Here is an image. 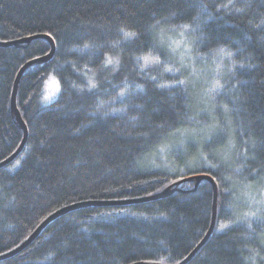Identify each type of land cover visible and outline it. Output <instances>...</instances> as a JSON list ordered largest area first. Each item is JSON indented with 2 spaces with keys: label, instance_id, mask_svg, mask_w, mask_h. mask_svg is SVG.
Wrapping results in <instances>:
<instances>
[{
  "label": "trees",
  "instance_id": "1",
  "mask_svg": "<svg viewBox=\"0 0 264 264\" xmlns=\"http://www.w3.org/2000/svg\"><path fill=\"white\" fill-rule=\"evenodd\" d=\"M195 21L200 35L193 40L205 42L199 51L211 68L207 74L194 68L189 77L170 75L175 63L157 56L162 67L142 66L151 31L190 29ZM44 35L55 45L53 56L29 66L17 85L24 145L0 166V254L54 211L138 199L137 186L145 180V193H159L186 170L206 173L218 186L215 229L186 264H264V0H0V164L23 141L10 98L22 65L50 51ZM215 68L221 73L208 75ZM38 71L46 75L33 78ZM49 74L61 90L41 105L44 83L37 81ZM66 87L83 93L64 92ZM106 98L120 110H106ZM94 106L103 110V121L86 114ZM200 106L213 115L210 122H183ZM193 129L211 144L183 145L184 133ZM231 130L229 145L224 137ZM179 134L181 143L157 158L161 145L169 148ZM195 183L184 181L187 191L156 200L61 212L23 253L0 264H172L171 252L178 262L211 221V183L201 180L193 190ZM117 211L123 212L109 216ZM128 213L145 214L153 223L129 221ZM237 219L242 229L234 228ZM221 225L226 227L219 230Z\"/></svg>",
  "mask_w": 264,
  "mask_h": 264
},
{
  "label": "bare ground",
  "instance_id": "2",
  "mask_svg": "<svg viewBox=\"0 0 264 264\" xmlns=\"http://www.w3.org/2000/svg\"><path fill=\"white\" fill-rule=\"evenodd\" d=\"M195 19H198V18H195ZM194 19V20H195ZM200 24H199V21H195L193 22L192 25H189L190 29H184L182 27H176V26H169L168 28L167 27H157L155 30L151 31L150 34L152 35V42H151V45L149 47H147L146 50L147 51V55H154V56H157L159 58H161L162 60H167L168 63L173 62V60H170L169 61V58H170V52H171V46H173V43L171 42L170 38H169V41L167 40V36L169 34H173L172 36L174 38H178V36L180 34H182L184 32L187 33L189 36L188 37H185L184 36V40L183 42L180 43L181 47L182 46H186L188 47V49H191V53L188 54L186 56V58H182L180 60V62H177L176 64V68L173 69L172 71H170V75H185L187 77H189L188 75H195L194 72L192 71L194 68H197L199 70H201L203 73L207 74L208 71L211 69L207 63H206V56L202 53H200L199 50H201L204 46H205V42L203 39L202 40V43L200 44V41H197V40H193V36L196 34L197 35H200V28H199ZM192 35V36H191ZM49 41H50V37L47 36V35H44ZM27 42V41H25ZM196 42V43H195ZM3 44V42L0 41V45ZM51 52V49L50 51L39 57V58H42L40 59L39 61H41L42 63H46L51 57H48L46 59H43V57H46L50 54ZM261 55L264 56V51L261 52ZM38 59V58H36ZM32 60H28L25 64L22 65V67L19 69L18 73L20 72V70L28 63V64L24 69L23 71L21 72V74L31 65H33L32 63ZM167 64V63H166ZM72 65V64H71ZM71 70V66L67 68V70L65 71L64 74H66L67 72H69ZM169 72V71H168ZM17 73V75H18ZM221 72L215 68V70L213 72H210V74L208 75H219ZM20 74V75H21ZM63 74V75H64ZM16 75V76H17ZM36 75H46V74H40V71L36 72L35 75H31L33 76V78H35ZM50 75H53V74H49ZM48 76V77H49ZM56 78L57 76L54 75ZM47 77V78H48ZM43 76H41L40 79H38L37 83L38 85L41 84L42 86V83H45V79L43 81ZM16 79V77H15ZM58 80V79H57ZM15 82V81H14ZM44 88V84L42 86V89ZM61 90V88H60ZM67 91H70L71 93H74L77 95V96H80V94L83 93L82 89H75V88H71V87H66V89L64 90V92H67ZM210 93L208 94L209 97H214V91L213 90H209ZM60 92V91H59ZM41 97L39 98V103L41 105H47V104H50L52 103L54 100H56V97L53 101L45 104V101L43 100L42 96L44 94V92L42 91L41 92ZM59 95V94H58ZM230 95H233V93H230ZM195 96L197 97V94H195ZM11 97H12V93H11ZM11 99V98H10ZM105 107L106 110L108 111H113V109L115 108L116 110H120V107L114 102V99L113 98H106L105 101H103V104H101ZM12 108V107H11ZM13 110V109H12ZM14 111V110H13ZM103 110L101 109V112ZM100 112V110L97 108V107H93L91 108L86 114L87 115H91L93 117V120H95V123L96 122H101L103 121L104 119V115ZM15 117H16V112L14 111L13 112ZM18 113L20 115V118L21 120L23 121L22 117H21V114L18 110ZM194 116L192 117L191 115V112H189L188 114L185 115V117L183 118V122H189V123H199V124H205L207 122H210L212 120V114L208 111L207 108H204L202 106L200 107H197L196 110L194 111ZM16 120L18 121L17 117H16ZM24 122V121H23ZM19 123V122H18ZM20 124V123H19ZM22 127V126H21ZM235 132V130H234ZM234 132L231 130L230 133H228L226 135V140L227 142L229 143V145H231L234 141ZM179 137V138H178ZM182 138V136L180 137V134L179 136H177V138L175 139V142H173L169 148H165V145L162 144L161 146V149L160 151L158 152L159 154L161 153V155H158L157 158H164L166 157V154L169 153V151H172V149H174L179 143H181L180 139ZM184 139H185V143L183 145H193V146H196V143L198 142V140H200L202 143H206V138H205V134L204 133H201L199 132L198 130H190V131H186L184 133ZM208 144H211V143H206V146H208ZM156 151H153V154H155ZM149 157V156H148ZM148 157H146L147 159H149ZM169 157V156H168ZM167 157V158H168ZM166 158V160H167ZM141 171H145V168H141V169H138V172H141ZM187 171L186 170H182L181 173H184L180 178L179 180L173 182L170 187H168L167 189H165L164 191L162 192H159V193H152V191H150L149 193L148 192H144V191H147L150 187H149V180H145L144 183L140 182L139 183V186L138 187V192H141V194L143 196L139 197L138 199H124V200H119V201H113V202H95V201H88V202H80V203H75V204H72V205H69L65 208H68V207H72V206H77L75 208H71L70 210H73V209H76L78 208L79 206L78 205H81L80 207L82 206H88V205H95L96 206H109V207H112V209H114L113 207L117 205H125V204H130V203H135V202H144V201H150V200H156L157 198L161 197L162 195L164 194H170L174 191H177V190H181V191H187V188L185 187H181L183 184H184V181H187V180H194L195 183V186L193 188V190L196 189V186L198 185V183L201 181V180H208V179H201V176H208L210 178V180H208L210 183H211V186H212V191H213V184L215 185L216 187V190L218 191V186H217V183H216V180L206 174V173H200V174H188L186 173ZM143 173V172H142ZM137 176L139 178H143L144 175L141 174V173H137ZM151 182V181H150ZM183 182V183H182ZM178 183H179V186H178ZM144 186H143V185ZM217 194L218 192H216V198H215V203H214V192H213V203H212V214H213V208H215V221H214V226H213V229L211 231V233L209 234V236L212 234V232L214 231L215 229V224H216V216H217V213H216V201H217ZM245 200L249 201L250 205L253 207V208H256V209H260L261 208V202L258 204L255 200H251L249 199L248 196H245ZM214 205V206H213ZM63 209V208H62ZM55 212L57 211H54L52 212L51 214H49L45 219H43L40 223V225L45 222L47 219H49ZM123 211H117L116 213H113V214H110L109 216H112V217H117L119 214H121ZM155 212V215L158 213V210L157 209H154ZM61 214V213H60ZM59 214V215H60ZM58 215V216H59ZM58 216H56L55 218H57ZM126 216L128 217L129 221H141V222H145L147 223V221H150V219L145 215V214H138V213H128L126 214ZM55 218H53L52 220H54ZM91 218H95V216H92ZM52 220H50L48 223H50ZM211 220H212V215H211ZM154 222H158L157 219L153 220ZM247 223H248V220H246ZM47 223V224H48ZM149 223H153L152 221H150ZM46 224V225H47ZM210 224H211V221H210ZM38 225V227L40 226ZM45 225V226H46ZM259 225V223L257 224V226ZM44 226V227H45ZM242 220H235V227L234 228H240L242 229ZM37 227V228H38ZM43 227V228H44ZM210 227V225H209ZM208 227V229H209ZM36 228V229H37ZM42 228V229H43ZM259 228V227H258ZM257 228V229H258ZM35 229V230H36ZM207 229V231H208ZM35 230L33 231V233L35 232ZM222 230V228L220 229ZM40 231V230H39ZM207 231L205 233V235L207 234ZM33 233H30L28 234L20 243H18L14 248L10 249L9 251L7 252H4V253H1L0 254V260H3V259H7V258H10V257H13V256H16L20 253H23L31 244L32 242L34 241V239L36 238H32V235ZM39 233V232H38ZM37 233V234H38ZM204 235V237H205ZM37 236V235H36ZM208 236V237H209ZM203 237V238H204ZM202 241V240H201ZM201 241H199V243H195L196 241L195 240H192L190 241V244L188 247L189 248V251L186 252V257L182 258V260L176 262L177 260L175 258H173V256L175 255L174 253H169L167 255L168 259L170 262H172V264L174 262V264H186V262L189 260V258L193 255V252L195 251V249L197 248V246L201 243ZM205 242V241H204ZM203 242V243H204ZM203 245V244H202ZM201 245V246H202ZM199 246V248L201 247ZM198 248V249H199ZM129 264H151V263H146V260L143 259V260H137V261H134V262H131Z\"/></svg>",
  "mask_w": 264,
  "mask_h": 264
},
{
  "label": "rangeland",
  "instance_id": "3",
  "mask_svg": "<svg viewBox=\"0 0 264 264\" xmlns=\"http://www.w3.org/2000/svg\"><path fill=\"white\" fill-rule=\"evenodd\" d=\"M173 34H169L167 36V40L169 41V38L171 42L173 43V46H171V52H170V59L173 60L175 65L177 62H180L182 58H186L188 54L191 53V49H188L187 45L182 46L180 45L181 42L184 40V36L188 37L189 35L187 33L180 34L178 38H174L172 36ZM147 61V63H146ZM142 66L144 68H151V67H162L161 61L154 55H147L142 58ZM164 70V69H163ZM162 70V71H163ZM60 91V86L57 78L54 75H50L45 83H44V88H43V100L45 101V104L53 101L59 94ZM45 97H48V99H45ZM221 227L219 228V230ZM218 230V231H219Z\"/></svg>",
  "mask_w": 264,
  "mask_h": 264
},
{
  "label": "water",
  "instance_id": "4",
  "mask_svg": "<svg viewBox=\"0 0 264 264\" xmlns=\"http://www.w3.org/2000/svg\"><path fill=\"white\" fill-rule=\"evenodd\" d=\"M27 41H29V40H27ZM50 41H51V52H50V54H49L48 56L43 57V59H46V58H48V57H51V56L53 55V53H54L55 45H54V43L52 42V40H50ZM40 59H42V58L34 59V60H32V63H34V62H36V61H39ZM28 64H30V63H28ZM28 64H26V65L20 70V72L18 73V75L16 76V79H15V82H14V85H13V90H12V97H11V107H12V109L16 112V117H17V119H18V122L20 123V125H21L22 128H23V132H24L23 141H22L20 147L18 148V150H17L13 155H11L9 158H7L5 161H3V162L0 164V166L6 164V163H8V162H10L11 160H13V159L19 154L20 150L22 149V147H23V145H24V142H25V139H26V136H27V128H26L24 122L21 120L20 115H19V113H18V109H17V107H16V92H17V85H18V81H19V78H20V74H21V72L23 71V69H24ZM201 179H208V180H210V178H209L208 176H201ZM210 182H211V181H210ZM213 192H214V203H215V198H216V192H217V190H216V187H215L214 184H213ZM78 206L80 207L81 205H78ZM213 206H214V205H213ZM75 207H77V206H72V207H68V208H63V209H60V210H58L57 212H55V213H54L49 219H47L45 222H43V223H42V224H41V225L35 230V232H34L33 235H32V238H35L36 235H37V233L39 232V230H41V229H42V228H43V227H44V226H45L50 220H52L53 218H55L56 216H58L61 212H67V211H69L71 208H75ZM214 221H215V208H213L212 220H211L210 227H209V229H208V231H207V234H206L205 237L202 239L201 243L197 246V248L195 249V251L193 252V254L198 250L199 246H201V245L203 244V242L208 238L209 234L211 233V231H212V229H213Z\"/></svg>",
  "mask_w": 264,
  "mask_h": 264
},
{
  "label": "snow or ice",
  "instance_id": "5",
  "mask_svg": "<svg viewBox=\"0 0 264 264\" xmlns=\"http://www.w3.org/2000/svg\"><path fill=\"white\" fill-rule=\"evenodd\" d=\"M229 5H223V7H228ZM185 27H187V26H185ZM49 35H51V34H49ZM223 51V50H222ZM226 55H231L230 53H226ZM107 63L108 64H111L112 63V61H111V59H109L108 61H107ZM146 63H147V61H146ZM153 79H155V78H153ZM181 83H183L182 81H181ZM90 87H95V84H90ZM122 95H123V93H121ZM45 99H48V97H45ZM224 227H226V225H221V228H224Z\"/></svg>",
  "mask_w": 264,
  "mask_h": 264
}]
</instances>
